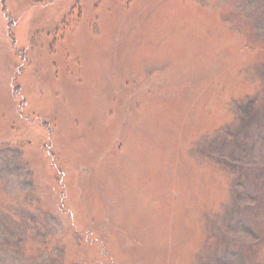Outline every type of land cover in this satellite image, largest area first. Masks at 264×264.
Wrapping results in <instances>:
<instances>
[{
  "label": "rangeland",
  "instance_id": "obj_1",
  "mask_svg": "<svg viewBox=\"0 0 264 264\" xmlns=\"http://www.w3.org/2000/svg\"><path fill=\"white\" fill-rule=\"evenodd\" d=\"M0 264H264V0H0Z\"/></svg>",
  "mask_w": 264,
  "mask_h": 264
},
{
  "label": "trees",
  "instance_id": "obj_2",
  "mask_svg": "<svg viewBox=\"0 0 264 264\" xmlns=\"http://www.w3.org/2000/svg\"><path fill=\"white\" fill-rule=\"evenodd\" d=\"M247 107V106H246ZM246 107H241V112L244 113V114H248V109H245Z\"/></svg>",
  "mask_w": 264,
  "mask_h": 264
}]
</instances>
